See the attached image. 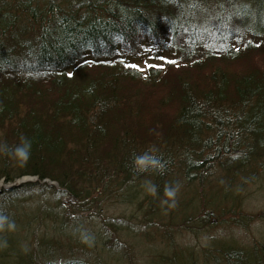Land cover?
I'll list each match as a JSON object with an SVG mask.
<instances>
[{
    "label": "trees",
    "instance_id": "obj_1",
    "mask_svg": "<svg viewBox=\"0 0 264 264\" xmlns=\"http://www.w3.org/2000/svg\"><path fill=\"white\" fill-rule=\"evenodd\" d=\"M23 138L30 159L0 154V180L37 179L0 187V216L15 224L0 229V264H89L53 257L73 240L94 262L89 242L117 255L130 225L103 215L104 200L151 226L140 234L158 264H264V241L196 250L168 228L181 239L211 216L245 226L242 192L264 186V0H0V145ZM146 151L158 167L141 172ZM46 221L55 236L73 224L65 244Z\"/></svg>",
    "mask_w": 264,
    "mask_h": 264
},
{
    "label": "rangeland",
    "instance_id": "obj_2",
    "mask_svg": "<svg viewBox=\"0 0 264 264\" xmlns=\"http://www.w3.org/2000/svg\"><path fill=\"white\" fill-rule=\"evenodd\" d=\"M165 110L167 112H171V108L167 106L165 107ZM150 115H151V111H148L147 114L145 113L144 120H148ZM163 118L165 117H162V119ZM263 163L259 164V167ZM31 177L32 176H22L21 181L32 180ZM33 177L37 179L36 176H33ZM244 182L246 181L244 180ZM1 183L3 184L2 186L8 187L5 184V182H3V179L0 180V184ZM260 184L250 186V188H247L242 192L244 201H246L244 211H245V214H247L246 215L247 222L245 226L239 225L240 227H236V228L234 227L233 229H231V231L228 232L226 230V225L224 223L223 224L218 223L217 218L215 216H211L210 221H209L210 222L209 225L211 226H208L206 230H200L195 227L188 228V230H182L185 236H183L181 239H180V236L176 235V232H178V228L180 229V226H177L178 228H176L175 230H173L175 226L173 225L169 226L168 228L172 230L171 239L179 241L177 243H180L184 246H189L192 248L195 247L196 250L199 249L202 245H207L208 241L210 240L209 238L212 239L211 242L215 238L216 240L221 238L219 241H217L218 243L221 241H227V242H230L231 244L239 243V245H243V246L254 245L252 241H256V240L263 242L264 241V186ZM48 191H49L48 189L43 190L41 194L39 195L40 199H42L44 195L50 197L51 192L49 193ZM66 199L74 202V199L72 197L66 198ZM62 200H64V198L58 199V202H61ZM27 203L28 202H26L25 204ZM100 205L101 206H99L98 209H101V211L103 212V215L121 216L124 214L123 220L125 221V224H129L130 226H127L125 229H123L124 225H119L121 227L122 233H120L119 235V251L117 252V255H113L107 251H101V252L92 251L94 250V248H91L90 246H92L93 242L87 243L86 247L89 249L88 251L86 249H83V251L93 254L92 257L95 259V261L98 264H158L157 259L150 256V252H157L156 246L154 245V243H152L151 240L142 238L141 236H144V235L140 234V231L141 233H145V234L148 232L149 234H151L152 232H155V231L151 229L150 228L151 226L148 224H144V223L139 224L135 222L132 223L129 221L130 215L133 212L132 205L131 204L128 205L124 201L119 204H113L112 202H106L105 200L101 202ZM58 211L60 212V210ZM84 218H83V222H84ZM100 221L103 222L101 218H100ZM46 223L47 224L45 226H44L45 223L39 226L41 228V232L43 231L45 235H50L51 238L55 237V240L56 238H58L60 240V245L66 243V240H65L66 235L69 236L71 230L74 229L73 224H70L67 227L64 226V229H62L64 233L57 232V236H55V230H52L50 228L47 221ZM80 236L81 235L76 236V237L80 238ZM154 238H157V237H154ZM76 244L78 245V243H76L74 240L73 242H71V245L73 246ZM148 244H150V246H148ZM60 245H58V247H60ZM147 248L149 249L146 250ZM133 249H136L135 253ZM39 250H43V248ZM81 250L82 248L76 247L75 249H73V251L69 250L65 252L63 251V249L61 250L59 248L57 250H53L54 251L53 257L59 254H63L64 255L63 256L64 259H62L63 261H69L68 259H70V257H76L77 259L79 258L87 259V256L89 255L88 254L83 255L84 253L83 254L80 253ZM158 253L159 254L165 253L168 256L169 250L163 247V249L161 248ZM128 255H129V259L127 260ZM179 258L180 260H182V255L179 256ZM96 262H94V260L92 259L91 264H96Z\"/></svg>",
    "mask_w": 264,
    "mask_h": 264
},
{
    "label": "clouds",
    "instance_id": "obj_3",
    "mask_svg": "<svg viewBox=\"0 0 264 264\" xmlns=\"http://www.w3.org/2000/svg\"><path fill=\"white\" fill-rule=\"evenodd\" d=\"M31 149H32L31 141L28 140L27 138H23L21 143L15 146L11 150H9L7 145H0V154L10 155L14 160H17L20 163H27V161L30 159L31 156ZM134 164L136 168L141 172L146 171L149 168L158 167L156 159L148 151L144 152L141 155H138L135 158ZM149 183H150V187L148 189L149 192L152 194H156L157 186L155 184H151V182ZM179 188H180L179 183L166 187L165 188L166 196L169 198H175L178 194ZM173 202H175L174 199ZM165 203H167V201H165ZM5 225L9 229L15 228L14 222L9 221L8 217L0 216V229H3ZM85 238L87 239V237Z\"/></svg>",
    "mask_w": 264,
    "mask_h": 264
},
{
    "label": "snow or ice",
    "instance_id": "obj_4",
    "mask_svg": "<svg viewBox=\"0 0 264 264\" xmlns=\"http://www.w3.org/2000/svg\"><path fill=\"white\" fill-rule=\"evenodd\" d=\"M163 59V58H161ZM169 63H176L175 61H169ZM129 67H136V68H139V66L137 65H128ZM69 77H71L73 74L71 72L68 73Z\"/></svg>",
    "mask_w": 264,
    "mask_h": 264
},
{
    "label": "bare ground",
    "instance_id": "obj_5",
    "mask_svg": "<svg viewBox=\"0 0 264 264\" xmlns=\"http://www.w3.org/2000/svg\"><path fill=\"white\" fill-rule=\"evenodd\" d=\"M32 178V180H34V177H31ZM47 181V180H46ZM121 202H123V201H121Z\"/></svg>",
    "mask_w": 264,
    "mask_h": 264
}]
</instances>
